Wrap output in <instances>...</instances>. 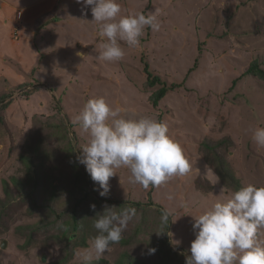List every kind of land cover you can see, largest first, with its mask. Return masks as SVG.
<instances>
[{
	"label": "rangeland",
	"instance_id": "1",
	"mask_svg": "<svg viewBox=\"0 0 264 264\" xmlns=\"http://www.w3.org/2000/svg\"><path fill=\"white\" fill-rule=\"evenodd\" d=\"M119 3L117 19L142 12L155 15L161 27L146 28L136 47L120 42L122 60L103 61L105 38L90 7L83 15L76 0H0V264H83L105 205L117 212L134 207L137 218L92 264H185L193 217L241 187H264V148L252 139L264 128V82L242 75L252 63L264 70V0ZM148 75L160 81L149 86ZM162 86L168 91L153 107L150 99ZM99 97L126 119L165 123L191 172L144 189L122 167L100 196L99 184L77 162L88 138L73 123ZM204 143L219 144L224 179ZM158 209L171 210L168 225ZM61 224L72 235L68 242ZM258 240L264 243V229ZM122 255L131 259L121 261Z\"/></svg>",
	"mask_w": 264,
	"mask_h": 264
},
{
	"label": "clouds",
	"instance_id": "2",
	"mask_svg": "<svg viewBox=\"0 0 264 264\" xmlns=\"http://www.w3.org/2000/svg\"><path fill=\"white\" fill-rule=\"evenodd\" d=\"M76 3L81 5L83 15L90 7L92 22L99 25V35L105 39L99 44L98 59L103 61L122 60L126 53L120 42L136 47L146 28L159 31L161 27L155 15L146 16L142 12L117 19L122 11L119 0H76ZM73 123L88 138L77 162L99 184L102 197L110 190V178L122 167L130 171L129 182L144 189L165 186L171 178L185 176L192 170L182 146L169 135L165 123L151 117L126 119L119 108H113L103 97L89 99ZM252 139L264 148V128H257ZM167 198L174 199L172 195ZM90 207L95 211V204ZM115 208L105 205L95 220L94 228L99 234L90 248L83 251V264L100 260L112 244L121 241L129 223L137 218L134 207L120 212L114 211ZM171 216V210H162V224L168 225ZM193 218L195 239L185 264H264V243L258 240L259 231L264 229V187L253 184L241 187L225 202H216ZM172 243L178 245L180 241ZM148 252L154 254L156 249L149 248Z\"/></svg>",
	"mask_w": 264,
	"mask_h": 264
},
{
	"label": "trees",
	"instance_id": "3",
	"mask_svg": "<svg viewBox=\"0 0 264 264\" xmlns=\"http://www.w3.org/2000/svg\"><path fill=\"white\" fill-rule=\"evenodd\" d=\"M193 69H190V71H188V73H190L191 71H192ZM189 75V74H188ZM243 76H253V77H256V78H258L259 80H261V81H263L264 82V70H262L259 66H258V64H256V63H252V65H250L249 67H248V69L244 72V74H242ZM160 81V79H159V77H157L156 76V78L155 77H153V78H150V75H148V77H147V84L149 85V86H154V85H156L157 84V82H159ZM237 82V79L236 80H234L233 82H232V87L235 85V83ZM174 87V86H173ZM167 91H168V89L165 87V86H162L154 95H153V97L150 99L151 100V104H152V106L153 107H157V102L158 101H160L164 96H165V94L167 93ZM219 146V144H217V145H215V146H211V145H208V144H203V147H204V149L205 150H207V151H210V152H212L213 154L212 155H214V158H215V164H216V166H217V171L219 172V175H221V178L222 179H224V177L222 176V173H221V171H220V169H222L223 168V166H224V164H223V160L222 159H220V157L217 155V153L215 152V150H216V148ZM30 174H31V177H34L35 176V173H33V171H31L30 172ZM86 180V179H85ZM23 194V193H22ZM24 195V197H28L29 195H30V193L29 194H23ZM22 195V196H23ZM107 202V201H106ZM120 203V202H119ZM4 204V203H3ZM120 204H123V202H121ZM9 205V203L8 202H6L5 203V207H7ZM139 206L140 204H138V203H136L135 204V206ZM159 210V212L160 213H162V210L161 209H158ZM71 227H70V229L72 230V231H76V229H77V222H76V212H75V210L73 209L72 210V214H71ZM67 224H61L60 225V227H59V229H61V231H60V234H62V236H66L67 234H68V230H67ZM19 229H21V228H19ZM29 229V227H27L26 228V230H28ZM30 230H32V227L30 228ZM72 236V235H71ZM71 236H66L65 238H63V240H66L67 242L72 238ZM69 257V256H68ZM65 258V257H64ZM125 259H127V261H128V259H131L129 256H126V255H122L121 256V258H120V260L121 261H123V260H125ZM66 260V259H65ZM132 260V259H131ZM131 260L130 261H128L127 263H125V264H132L131 263ZM54 264H57V263H54ZM59 264H62V262H60ZM121 264V263H120Z\"/></svg>",
	"mask_w": 264,
	"mask_h": 264
},
{
	"label": "water",
	"instance_id": "4",
	"mask_svg": "<svg viewBox=\"0 0 264 264\" xmlns=\"http://www.w3.org/2000/svg\"><path fill=\"white\" fill-rule=\"evenodd\" d=\"M5 247V242L2 243L1 248L3 249Z\"/></svg>",
	"mask_w": 264,
	"mask_h": 264
},
{
	"label": "crops",
	"instance_id": "5",
	"mask_svg": "<svg viewBox=\"0 0 264 264\" xmlns=\"http://www.w3.org/2000/svg\"><path fill=\"white\" fill-rule=\"evenodd\" d=\"M44 1H46V0H44Z\"/></svg>",
	"mask_w": 264,
	"mask_h": 264
}]
</instances>
